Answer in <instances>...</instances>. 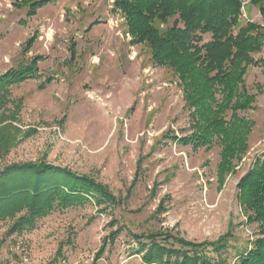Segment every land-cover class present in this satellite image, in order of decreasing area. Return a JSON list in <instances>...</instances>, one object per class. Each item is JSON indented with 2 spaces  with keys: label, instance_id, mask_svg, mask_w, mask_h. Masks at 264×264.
<instances>
[{
  "label": "rangeland",
  "instance_id": "obj_1",
  "mask_svg": "<svg viewBox=\"0 0 264 264\" xmlns=\"http://www.w3.org/2000/svg\"><path fill=\"white\" fill-rule=\"evenodd\" d=\"M249 20L264 26L259 4L244 0L241 22ZM263 56L264 47L254 54ZM36 57L38 77L9 87L16 138L0 164L67 167L107 184L119 202L55 209L22 232L2 220L0 264H146L134 234L152 233L178 248L167 234L194 242L228 234L223 256L235 264L263 236L239 184L264 159V64L245 75L255 95L240 112L254 121L249 148L221 178L224 144L174 137L196 131L194 107L175 70L133 41L115 0H0V75Z\"/></svg>",
  "mask_w": 264,
  "mask_h": 264
},
{
  "label": "trees",
  "instance_id": "obj_2",
  "mask_svg": "<svg viewBox=\"0 0 264 264\" xmlns=\"http://www.w3.org/2000/svg\"><path fill=\"white\" fill-rule=\"evenodd\" d=\"M243 2L115 0L126 15L133 41L147 43L153 60L175 70L185 87L188 105L194 107L196 131L191 136L174 137L196 146L214 140L224 144L218 165L221 178L232 171L233 159L241 158L249 148L248 135L254 121L240 112L253 107L255 95L249 92L245 75L252 64H264V56L254 58L264 47V26L250 20L241 22ZM251 2L259 4L264 17V0ZM42 3L37 1L35 6ZM161 23L167 26L162 29ZM208 34L210 39L205 41ZM37 63L38 57L0 75V157L16 138L10 130L14 128L15 114L7 116L9 87L38 77ZM239 185L246 209L253 211L249 217L259 222L263 236L252 241L251 249L238 252L235 264H264V159L256 160ZM92 199L106 207L119 202L107 184L67 167L44 161L0 164V222L14 219L11 232L31 229L39 218L55 209L82 205ZM159 235L134 234L142 245L134 253H142L146 264H229L223 256L228 234L203 242L167 234L166 238H174L180 248L174 242H161ZM145 238L149 243L142 241Z\"/></svg>",
  "mask_w": 264,
  "mask_h": 264
}]
</instances>
